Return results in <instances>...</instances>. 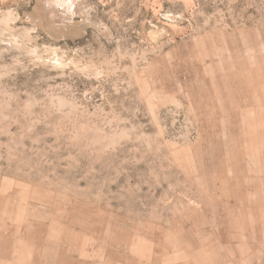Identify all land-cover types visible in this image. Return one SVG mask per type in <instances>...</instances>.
Returning a JSON list of instances; mask_svg holds the SVG:
<instances>
[{
    "label": "rangeland",
    "instance_id": "rangeland-1",
    "mask_svg": "<svg viewBox=\"0 0 264 264\" xmlns=\"http://www.w3.org/2000/svg\"><path fill=\"white\" fill-rule=\"evenodd\" d=\"M0 264H264V0H0Z\"/></svg>",
    "mask_w": 264,
    "mask_h": 264
}]
</instances>
